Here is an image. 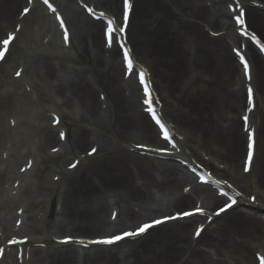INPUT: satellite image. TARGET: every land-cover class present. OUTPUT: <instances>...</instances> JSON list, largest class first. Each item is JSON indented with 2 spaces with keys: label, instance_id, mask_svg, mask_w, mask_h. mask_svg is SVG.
<instances>
[{
  "label": "bare ground",
  "instance_id": "obj_1",
  "mask_svg": "<svg viewBox=\"0 0 264 264\" xmlns=\"http://www.w3.org/2000/svg\"><path fill=\"white\" fill-rule=\"evenodd\" d=\"M49 2L0 0V264H264V0H130L111 47L124 0Z\"/></svg>",
  "mask_w": 264,
  "mask_h": 264
},
{
  "label": "snow or ice",
  "instance_id": "obj_2",
  "mask_svg": "<svg viewBox=\"0 0 264 264\" xmlns=\"http://www.w3.org/2000/svg\"><path fill=\"white\" fill-rule=\"evenodd\" d=\"M29 2H31V0H29ZM42 2H43V4L47 5L48 8L51 9L53 12L56 11V9L49 2V0H42ZM131 7H132V5L130 3V0H124V15H123L122 25L120 27H117L116 21L114 19H111L108 21L107 25L105 26L106 27L107 43H108L109 47H111V45H112L113 36H116L117 34H122L124 32V28L126 27V24H127L128 13H129ZM29 11H30V9H28V8L24 9L25 14H27ZM103 15L104 14L101 13V18H103ZM235 19H236L237 24L241 25L242 27L244 26L245 21H244L243 9H239V12L236 15ZM64 38L66 40L67 35H65ZM15 39H16L15 35H8L5 39L2 40V42H0V44H2V48H3V51H0V59H3L4 52L7 51L9 44ZM252 39L255 40L258 45H260V41L256 40L255 36H253ZM116 43H117L118 48L124 49L123 58L126 61V66L129 70H132L134 68V65H133V61L130 57V50L121 44L119 38L117 39ZM260 47L262 50H264V45H260ZM240 58H241L242 62L244 63L245 73L247 74L249 72V66L242 56ZM17 75L19 76V73H17ZM249 79H250V76H249ZM139 80H140V83L144 85L145 96H146V98H148L147 102L149 104V109H150L151 114L155 120V123L159 126V129L161 130V134L163 136V139L171 143L173 140V137L171 135L170 130L166 127L165 123L162 122V118L159 116V114L152 107L151 99H150L152 94L149 91L150 84L145 79V74H144L143 69L140 70ZM248 94H249V101H251L252 100V89H251V87H249V89H248ZM243 119H244L245 123H247L248 117L245 116ZM248 139H249V154H248V157H247V160L245 163V168H244V170L246 172L249 171L251 168L252 150H253V146H254V131L249 132ZM175 146H176L175 143H172V147H175ZM141 147H144V146H141ZM94 151H95V149H93V152ZM73 167H75V165H73ZM217 183H219V182H217ZM229 187H231V185H229ZM237 195H240V193H237ZM198 211H201V214H203L202 210L198 209ZM192 214L193 213L190 211H183L179 215L183 216V217H187V216H190ZM161 222L162 221H160V220L154 221L155 224H159ZM151 227H153V224H147L146 223V224L139 226L135 231L125 232L122 235L117 234V235H114L108 239L94 241V243L111 245V244H114V243L124 239L125 237H132V236H137V235H140L142 233H145ZM201 231H202V229H198L195 232V235L197 237H199ZM70 241H71V238H68L65 241H63V243H68ZM81 243H83V242L81 241Z\"/></svg>",
  "mask_w": 264,
  "mask_h": 264
},
{
  "label": "rangeland",
  "instance_id": "obj_3",
  "mask_svg": "<svg viewBox=\"0 0 264 264\" xmlns=\"http://www.w3.org/2000/svg\"><path fill=\"white\" fill-rule=\"evenodd\" d=\"M118 3H119V0H118ZM118 7H119V4H118ZM82 10H84V8H82ZM14 55L16 56L17 53H15ZM12 56H13V54H12ZM12 56H11V58L9 59L8 62H10V60H12ZM243 150H244V147H243V149H242V153H243ZM251 201H254V196H251ZM222 203H223V202H220V204H218V206L221 205ZM235 210H237V209H236V208H235V209H232L231 212L233 211L232 213L234 214V211H235ZM231 212H230V213H231ZM230 213H229V215H230ZM232 213H231V214H232ZM258 214H263V213H262V211H259ZM52 216H53V215L50 214V210H49L48 214L46 215V219H49V220H50V219L52 218Z\"/></svg>",
  "mask_w": 264,
  "mask_h": 264
}]
</instances>
